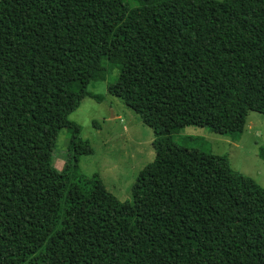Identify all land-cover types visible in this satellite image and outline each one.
<instances>
[{
  "label": "trees",
  "instance_id": "trees-1",
  "mask_svg": "<svg viewBox=\"0 0 264 264\" xmlns=\"http://www.w3.org/2000/svg\"><path fill=\"white\" fill-rule=\"evenodd\" d=\"M108 92L155 135L128 202L69 116ZM264 114V0H0V264H264V189L180 136ZM72 135L62 170L59 133ZM264 159V152L261 153Z\"/></svg>",
  "mask_w": 264,
  "mask_h": 264
},
{
  "label": "rangeland",
  "instance_id": "rangeland-1",
  "mask_svg": "<svg viewBox=\"0 0 264 264\" xmlns=\"http://www.w3.org/2000/svg\"><path fill=\"white\" fill-rule=\"evenodd\" d=\"M226 1V0H217ZM106 81L89 85L90 93L101 101L86 97L80 107L69 116L77 124L80 138L89 142L93 153L80 157V170L91 178L99 175L107 191L120 202L132 200L131 191L140 172L155 161L153 130L141 116L108 92L116 83L119 69L107 64ZM180 136L199 139L198 148L218 156L227 157L230 166L255 180L264 189V114L250 111L244 133L239 141L212 133L201 127L190 126ZM72 135L66 129L57 138L54 150L55 166L62 170L69 155Z\"/></svg>",
  "mask_w": 264,
  "mask_h": 264
}]
</instances>
